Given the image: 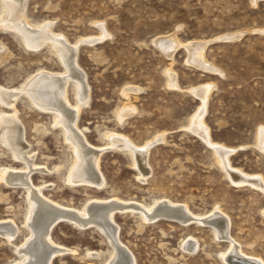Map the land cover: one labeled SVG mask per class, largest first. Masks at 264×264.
I'll list each match as a JSON object with an SVG mask.
<instances>
[{
	"label": "rangeland",
	"instance_id": "374dc122",
	"mask_svg": "<svg viewBox=\"0 0 264 264\" xmlns=\"http://www.w3.org/2000/svg\"><path fill=\"white\" fill-rule=\"evenodd\" d=\"M25 6L32 23L51 22L53 32L76 48L75 65L89 93L78 126L91 147H108L100 161L103 188L67 184L69 147L48 112L21 97L18 118L37 165L29 174L33 186H43L50 200L76 210L94 199L145 205L167 200L199 218L220 213L227 219V237L217 238L195 222L159 219L140 228L137 217L119 212L114 224L135 264H229L224 255L234 250L251 262L246 264H264V143L258 140L262 131L264 141V34L258 33L264 31V0H27ZM172 35L183 44L204 42L208 67L189 65L182 48L170 59L155 47L156 39ZM0 43L6 48L0 56L1 89L27 93L16 89L39 69L64 72L48 47L26 50L10 31H0ZM169 69L176 89L169 87ZM205 87L211 89L202 102L192 92ZM68 99L75 104L72 88ZM126 104L134 113L120 122L117 114ZM198 113L207 140L189 125ZM112 133L149 150L144 176L128 155L106 145ZM212 147L229 152V169L239 179L225 176ZM9 167L21 168V162L2 146L0 170ZM26 208L20 188L0 183V224L21 228L11 244L0 236V264H13L15 248L28 237L22 229ZM51 230L63 252L51 264H104L111 255L96 228L59 221ZM190 241L197 246L188 252ZM87 252L100 257H85Z\"/></svg>",
	"mask_w": 264,
	"mask_h": 264
},
{
	"label": "bare ground",
	"instance_id": "6f19581e",
	"mask_svg": "<svg viewBox=\"0 0 264 264\" xmlns=\"http://www.w3.org/2000/svg\"><path fill=\"white\" fill-rule=\"evenodd\" d=\"M26 1L1 0L0 31H10L13 37L26 47V50L34 52L41 47L43 48V46L48 47L54 55H57V59L62 65V72H64L53 74L44 69H39L35 75H30L16 89H26L27 93L23 91L14 93V91L9 90L12 92L9 94L8 90L0 88V104L4 105V107L6 106V108L2 106L0 108L9 111L0 114V147L4 146L13 159L19 163L21 162V168L9 167L0 170V183L8 187L11 186V188H20L25 193L27 204L22 229L27 232L28 237L25 238L24 244L19 249L14 247L16 260L13 264H51L56 255H63L62 250H58V244L51 239V229L59 221L70 223L71 226L81 230L96 228L105 237L111 248V255L104 264H135L130 253L118 237V228L114 222L115 216L119 212H128L129 215L137 217L140 220V228L144 227L146 223H151L155 220L159 221V219L177 221V223L195 222L202 226L206 225L217 238L221 233L224 234V237H227V219L220 213H216L210 218H199L191 215L182 204H173L167 200L158 201L153 205H145L130 201L126 203L120 199H94L90 200L81 210H76L50 200L42 192L43 186H33L29 174L34 171L33 165H37L33 162L30 145L25 140V133L18 118L16 104L21 97H25L33 107L48 112V115L53 119L52 125L61 132L64 142L69 147L72 161L64 179L67 184L88 183L95 186L96 189L98 188V190L103 188L105 182H102L103 178L101 180L100 177L102 176L99 175L100 161L103 152L108 147L103 149L91 147L87 142L84 131L78 126L77 120L81 110L89 103V93L83 74L75 65L76 48L68 44L65 41L66 39L59 36L60 34L57 35L53 32L52 27H50L52 25L51 22L32 23L26 14ZM97 27L103 31L101 24H98ZM229 36L233 35H225L224 37ZM202 43L204 44V42ZM198 44H194V42L183 44L175 38V35L166 38L160 37L154 41L155 47L167 58L172 59L176 50L182 48L187 53L189 65L204 68L207 66L203 52L205 49H203V44ZM2 46L3 44L0 43V49L3 48ZM4 49L0 50V56L5 53L6 48L4 47ZM167 81H169L170 88H178L175 75L170 69L167 72ZM69 88L73 89L76 97L75 104L72 105L68 99ZM210 89L211 87H205L203 90L194 89L192 94L200 96V99L204 102ZM128 99L126 97L127 101ZM128 105L126 104L127 107L117 114L120 122L134 113V109ZM202 120L199 113L195 114L189 121V125L194 128L195 131L193 132L201 134L207 140V133L203 128ZM258 140L264 143L262 131L258 133ZM106 145L117 149L124 155H128L131 158L132 166L135 165L137 174L143 175L147 173L146 155L148 154L146 152L149 150L146 151L134 147L130 141L116 133H112L108 137ZM212 149L216 157V163L226 169L225 176L239 179V174L229 169V152L219 147H212ZM39 170L37 168V171ZM56 170L58 171V168H54V171ZM45 171L47 172V170ZM42 172H44V169ZM4 222L1 223L4 225L0 224V227H2L0 236L11 244L17 234L21 232V228L18 227L17 230H14L13 223L11 225L9 221V224ZM195 243L190 241L189 245H186L187 248L185 250L188 252L192 251L196 245ZM227 244L231 248V241H228ZM70 253L74 254L73 251ZM237 254L235 250L230 251L224 255V258L229 264L251 263L240 260L241 258L239 259ZM90 256L94 259L100 257L99 253L95 252H87L85 255V257Z\"/></svg>",
	"mask_w": 264,
	"mask_h": 264
},
{
	"label": "water",
	"instance_id": "95a60500",
	"mask_svg": "<svg viewBox=\"0 0 264 264\" xmlns=\"http://www.w3.org/2000/svg\"><path fill=\"white\" fill-rule=\"evenodd\" d=\"M258 33L264 34V31H263V32H262V31H261V32L258 31ZM240 37H241V36H240ZM238 39H239V38H238ZM236 40H237V39H236ZM224 41H229V40L227 39V40H224ZM234 41H235V40H234Z\"/></svg>",
	"mask_w": 264,
	"mask_h": 264
}]
</instances>
